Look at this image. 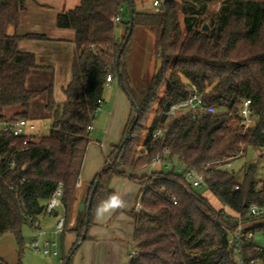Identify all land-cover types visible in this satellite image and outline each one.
<instances>
[{
  "label": "trees",
  "instance_id": "trees-1",
  "mask_svg": "<svg viewBox=\"0 0 264 264\" xmlns=\"http://www.w3.org/2000/svg\"><path fill=\"white\" fill-rule=\"evenodd\" d=\"M26 1L0 0V237L12 233L23 246L24 224L29 218L47 215L48 200L62 183L65 228L61 235L76 231L72 252L78 249L87 215L80 230L70 228V218L90 143L88 126L97 115L107 74L112 73L136 116L130 118L121 142L111 151V155L117 154L116 164L106 162L91 184L87 203L99 179L88 227L99 204L112 193L111 180L149 166L169 146L173 160L206 176L207 190L221 206H215L174 167L155 170L151 176L129 174L144 189V210L135 213L138 253L127 264H235L236 248L230 240L236 221L234 216L228 217L223 205L243 210L250 202L264 204V184L257 179L259 161L231 170L221 164L238 160L250 147L260 152L259 158L264 154V0H220L214 13L206 8L210 0H165L155 12L138 10L133 0L131 35L129 0H81L57 17L59 27L76 31L72 80L65 88L66 101L59 105L53 100L51 86L27 88L31 72L39 65L34 53L19 49L22 40L46 36L8 32L18 25ZM116 16L121 18L119 24L114 22ZM121 24L125 33L118 38ZM136 27L151 32L162 59L144 96L138 95L128 61ZM190 83L198 86L204 103L216 111L184 109L174 120L160 114L187 97ZM43 90L50 93L46 109L53 118L48 135L15 136L2 128L3 123L16 119L30 120L31 100ZM246 99L252 102L253 119L247 128L240 114ZM17 106L19 112L6 115L7 108ZM159 127L167 128L164 139L153 135ZM251 229L264 237V222ZM243 251L248 260H264V246L255 240ZM0 264L10 263L0 258Z\"/></svg>",
  "mask_w": 264,
  "mask_h": 264
},
{
  "label": "crops",
  "instance_id": "crops-1",
  "mask_svg": "<svg viewBox=\"0 0 264 264\" xmlns=\"http://www.w3.org/2000/svg\"><path fill=\"white\" fill-rule=\"evenodd\" d=\"M80 2L81 0H27L25 8L20 14V21L18 25L12 26L8 29V32L11 35L36 33L46 36V39H25L19 43V49L21 51L32 52L36 55L37 63L39 65L38 68H35L31 72L27 81V88L29 90H42L52 84L55 87L56 96L60 99L59 101L61 104L66 101L67 97H62L59 93H62V89L65 90L67 85L72 80L73 60L76 50V31L72 28L59 27L57 25V17L59 14L73 9ZM138 10L143 11L142 9ZM119 31L121 33L120 25L117 27L118 38H120L118 35ZM115 86L117 88L115 92L116 98L112 106L107 110L110 113V117L106 127L102 130V139H91L86 150L80 177L76 187V200L73 207V215H75L74 220L76 219L79 201L84 196H86V199L88 198L91 184L96 179L98 170L102 165L98 151L95 150L94 146H97L96 144H98L102 148H105V145L109 144V148L112 151L122 140L123 135H120V130L124 125L126 128L130 120L131 115L125 123H122V121V124L118 122L119 120H123L125 117L126 102L123 101V98H125L123 94L126 95V93L119 86L116 78L113 82H108L106 84L107 89L115 88ZM35 98H33L30 103V121L36 125L34 120L37 116V113H35L34 110ZM106 99L107 95L104 93L102 98L103 105L98 113L103 108L105 110L104 104L106 103ZM46 105L47 103L45 104V108ZM119 107H121L122 111L117 119L116 113ZM19 111L20 109H16L15 113ZM116 126L119 127L118 130L116 129L115 131ZM95 130L96 126L93 125V129L90 133ZM29 134L33 135V132H29ZM105 165L101 168V170L105 167ZM148 172L149 166L139 170H128L130 175L139 177L148 174ZM117 182H120L119 179L114 181L112 180L110 186L112 193L109 196L112 194L120 195L125 201V206L110 212H104L102 210L98 211L97 208L93 217V224L88 228L86 238L79 242V247L74 253L71 251V260L74 256L73 264H127L131 257V253L136 250L134 248V233L137 221L135 217H130L129 212L132 207H129L139 196L141 197H139V200L142 199L144 189L143 187L139 188L138 185L130 186L129 183L125 184L124 189L117 188ZM109 196L103 201H106ZM60 209L61 211H59ZM133 210L135 214L137 212L136 205L133 206ZM55 211L56 213L44 215L39 219L41 222V228L48 231L46 235L42 236V246H44L45 240H51V235L57 236L50 233L56 220H53V217L57 218L59 215H63L64 211L61 206L56 208ZM66 234L64 236L65 238ZM38 237V233L36 232L34 239ZM75 241L73 242V240H71L72 247Z\"/></svg>",
  "mask_w": 264,
  "mask_h": 264
},
{
  "label": "rangeland",
  "instance_id": "rangeland-1",
  "mask_svg": "<svg viewBox=\"0 0 264 264\" xmlns=\"http://www.w3.org/2000/svg\"><path fill=\"white\" fill-rule=\"evenodd\" d=\"M136 1V7L138 9H142L143 11H150V12H155L159 9V5H156L154 3L155 0H135ZM178 3H180L181 0H176ZM200 9L203 8V5L201 3H198ZM221 6V1L220 0H210L206 3V8L208 11L214 13L219 10ZM197 6V9H199ZM121 27V33L120 31L118 32V35L120 38L123 37L125 33V27L123 24L120 25ZM12 29V28H11ZM158 49L153 43V35L151 32H149L147 29L144 27H136L135 29V34L132 37V41L130 44V51H129V56H128V61H129V66H130V71L132 74V79L134 86L136 90L138 91V95L144 96L146 94V91L148 89V86L150 82L152 81L154 75L157 73V71L160 69L162 66V59L158 56ZM52 87V97L56 105L61 104L60 99H58V96H56L55 93V87L54 85L50 84L48 87ZM116 86L115 88H105V95H107L106 103L105 105V110L104 108L96 115L93 125L96 126V130L94 132L90 133V140L91 139H102V130L107 125V122L110 117V113L107 111L115 101V92H116ZM123 93V92H122ZM59 95H62V97H66L65 90L62 89V93H59ZM125 98H123L126 103V111H125V117L123 120H119L118 122L125 123L129 116L132 119L136 116L135 112L136 110L133 108L132 102L125 94H123ZM50 93L46 90H43L36 98H35V113H37L35 117V122H36V129L31 131L33 132V136L35 137H41V136H46L49 134L50 129L53 124V118L50 113H48L47 109L45 108V104L49 100ZM46 101V103H45ZM16 109H20V107H10L5 110L6 115L12 116V114L15 113ZM121 107L118 108V111L116 113L117 119L118 116L121 114ZM97 121V122H95ZM121 123V124H122ZM119 126L115 127L118 130ZM1 129V125H0ZM125 129V125L122 127L120 130L121 134L123 135ZM94 146L95 150L98 151V154L100 156V159L102 161V165L98 170V174L101 170V168L106 164L107 162V156L111 153V149L109 148V144L105 145V148L99 146ZM260 152L256 151L254 148L250 147L246 154L242 157H240L238 160L235 161V164L229 168L231 169H239L241 167H244L246 165H249L253 162L259 161V173L257 172V179L258 177L261 178L263 184H264V154L262 158H259ZM162 166H156L154 170L162 169ZM150 170V168H149ZM119 179L120 182L116 183L117 188H122L124 189L125 184L129 183L130 186L132 185H138L139 188H141V184L138 182L131 180L129 178V173L126 176H115L112 180H117ZM111 180V182H112ZM110 182V186H111ZM240 183V182H239ZM199 192L206 194V196L210 199V201L215 205L220 207V203L216 200V198L207 190V186L203 185L201 188H197ZM140 190V189H139ZM141 195V193H140ZM140 197V196H139ZM139 197L137 200L135 199L133 203L130 205L129 208H131V211L129 212L130 217L134 218V210L133 206H135L140 200ZM141 198V197H140ZM138 201V202H136ZM59 208V207H58ZM133 210V211H132ZM61 211V209L59 210ZM61 213V212H60ZM73 211L71 213V218H70V228L74 226L75 220H74ZM56 218L53 217V220ZM54 222V221H53ZM259 222H264V218L260 220H256L253 222L259 223ZM66 238L62 235L58 236H52L50 237L51 240H56L57 242V249L59 251V254L56 256L53 255H46L44 254L41 250L37 249L34 246V241H35V236L36 232L33 229V227L26 222L23 226L22 230V236H23V242L24 245L20 246L16 236L12 233H7L0 237V257L7 262L11 264H16L21 260V264H68V259L70 258V254L72 251V245H71V240L73 242L76 240V231H68L66 232ZM72 242V243H73ZM76 242V241H75ZM255 242L258 245L264 246V237L262 234H257L255 237ZM79 244V243H78ZM71 245V247H70ZM135 248V245H134ZM74 263V256L73 259L71 260L70 264Z\"/></svg>",
  "mask_w": 264,
  "mask_h": 264
},
{
  "label": "built area",
  "instance_id": "built-area-1",
  "mask_svg": "<svg viewBox=\"0 0 264 264\" xmlns=\"http://www.w3.org/2000/svg\"><path fill=\"white\" fill-rule=\"evenodd\" d=\"M165 2V0H155L154 3L156 5H161ZM123 9V8H121ZM121 18L120 16H116L114 18L115 23H120ZM161 51L158 52V56H160ZM115 77L112 73H108L106 77L107 82H113ZM187 97L185 99L179 100L172 104L168 110L160 112V114H164L169 116L172 120H174L180 111L184 109H192L197 112H212L214 113L216 109L214 107H208L203 100L202 93L200 92L198 86L194 83H190L186 87ZM251 100L246 99L243 102V105L240 110V114L242 117L243 125L247 128L249 127L253 119L251 117ZM103 100L98 99V107L95 111V115L98 111L102 108ZM94 121V120H93ZM93 121L89 124L88 129L91 131L93 129ZM2 128L7 130L10 129L15 136L20 135H30L29 132L36 129L35 123L32 121L21 118L16 119L10 122H6L2 124ZM167 131V128L159 127L154 131V137H163L164 133ZM144 153H146V149H144ZM115 155L109 154L107 156V163L108 166H114L115 163ZM236 160L230 159L226 162H223V166L225 167H232L235 164ZM156 166H162L165 169H170L174 167L177 172L183 173L184 177L190 181L191 186L194 188H201L203 185L207 186L206 183V176L192 167H187L185 164L179 161H175L171 158V151L169 146H164L163 149L156 154L153 161L149 165V172L148 175L151 176L152 172H154ZM25 178L21 180L23 182ZM236 190L239 189V185H236ZM62 197H63V184L59 183L56 189L54 190L52 196L48 200L45 212L47 214H52L56 208L62 206ZM224 211L230 217L231 215L234 216V220L236 221V230L234 231L231 237V244L234 248H236V253L234 254L233 260L235 264H264V260L260 259H251L248 260L244 251L243 247L248 243H252L255 240L256 234L251 229L253 227L254 221H246V219H259L264 217V204H256L254 202H250L245 204V208L243 210H236L228 205H223ZM144 210V206L142 201L140 200L136 204V211L140 212ZM28 223L33 227V229L38 233V238L34 241V246L41 250L46 255H53L56 256L59 254L57 249V242L56 240H45L44 246L41 245V239L43 235L48 233L47 230H43L41 228V222L39 219H28ZM256 224V223H255ZM65 228V216L59 215L54 223L53 229L50 233L54 235H61ZM257 250L261 251V247H257ZM137 251L134 250L131 253V256L137 255Z\"/></svg>",
  "mask_w": 264,
  "mask_h": 264
},
{
  "label": "water",
  "instance_id": "water-1",
  "mask_svg": "<svg viewBox=\"0 0 264 264\" xmlns=\"http://www.w3.org/2000/svg\"><path fill=\"white\" fill-rule=\"evenodd\" d=\"M129 7H130V31H129V35H131L132 30H133L134 13H135L133 0H129ZM204 29L207 30L208 29V25H205ZM119 57H120V55H119ZM102 170L99 173L100 175L102 174ZM98 184H99V179L96 180L95 185L93 186V189H92L91 194H90L89 202L87 203L86 196H84L79 201L78 206H77V214H76L75 224L73 226L75 229H77V230L81 229V226L83 224L84 218L87 215V218L85 220V223H86L87 226L84 229V233L82 235L81 241L86 238V235H87V232H88V228H89L88 227V224H89L88 215H89L90 209L92 207V201H93L94 193H95V191H96V189L98 187Z\"/></svg>",
  "mask_w": 264,
  "mask_h": 264
},
{
  "label": "clouds",
  "instance_id": "clouds-1",
  "mask_svg": "<svg viewBox=\"0 0 264 264\" xmlns=\"http://www.w3.org/2000/svg\"><path fill=\"white\" fill-rule=\"evenodd\" d=\"M125 206V201L120 195L112 194L106 201H103L98 206V211L110 212L115 209H119Z\"/></svg>",
  "mask_w": 264,
  "mask_h": 264
}]
</instances>
